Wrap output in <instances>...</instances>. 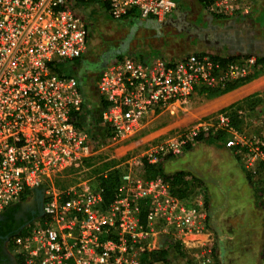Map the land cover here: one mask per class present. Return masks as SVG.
Here are the masks:
<instances>
[{"label":"built area","instance_id":"obj_1","mask_svg":"<svg viewBox=\"0 0 264 264\" xmlns=\"http://www.w3.org/2000/svg\"><path fill=\"white\" fill-rule=\"evenodd\" d=\"M90 3L116 21L137 15L158 22L167 20L178 4L0 0V217L27 193L43 191V215L12 240L10 251L19 264H145V253L164 248L168 241L183 242L207 227L203 196L192 202L182 199L169 182L147 181L132 165L129 170L116 167L121 170L119 186L110 204L105 202L100 180L109 174L92 176L97 165L87 161L103 152L72 121L84 100L77 80L67 75V66L77 64L87 50L88 28L79 11L80 4ZM214 4L228 13L241 10L244 0ZM253 64L251 59L244 67L223 68L205 53L175 62L162 57L115 58L97 83L103 103L98 125L111 131L104 141L118 144L138 137L151 117L187 105L199 88L248 76ZM230 120L228 113L219 115L211 131L234 135L228 147L246 149ZM189 136L197 135L181 133L175 145L158 155L148 154L147 161L157 164L159 155L180 153ZM256 145L253 153L264 160V144ZM65 177L71 179L59 188Z\"/></svg>","mask_w":264,"mask_h":264},{"label":"rangeland","instance_id":"obj_2","mask_svg":"<svg viewBox=\"0 0 264 264\" xmlns=\"http://www.w3.org/2000/svg\"><path fill=\"white\" fill-rule=\"evenodd\" d=\"M177 3L167 20L149 22L140 18L141 24L116 21L95 6L79 11L88 28L87 50L77 64L68 68L67 75L77 80L85 111L92 119L86 126H79L74 117L72 121L77 128L88 132L96 149H102V155L87 160L97 165L90 171L95 177L110 175L117 166L129 170L131 165L138 176L144 177V160H148V154L158 155L161 149L165 152L176 144L181 133L199 135L202 127L208 128L202 134L205 140L190 151L183 153L187 143L193 142L189 136L180 153L158 156L166 174L189 175L188 184L182 188L185 200L208 197L205 232L180 242L183 254H171L166 264H264V160L253 153L256 144H264V72L216 99L210 100L197 91L187 105L151 117L136 138L117 144L107 143L101 137L102 130L97 124L100 114L97 83L102 70L91 72L87 66L100 64L105 56L122 50L126 43L121 58L162 57L175 62L201 53L215 57L264 56V0H244L241 10L228 13L215 4L205 9L198 0H177ZM246 99L250 100L237 114L238 129L234 130L244 147L251 151L229 148L228 142L234 140V135L225 132L219 135L222 136L219 142L211 140L212 134L220 133L211 131L218 116ZM64 179L57 184L59 188L66 186L71 178ZM36 202L38 195L34 193L20 209H33Z\"/></svg>","mask_w":264,"mask_h":264},{"label":"trees","instance_id":"obj_3","mask_svg":"<svg viewBox=\"0 0 264 264\" xmlns=\"http://www.w3.org/2000/svg\"><path fill=\"white\" fill-rule=\"evenodd\" d=\"M216 0H198V2L205 8V9H209L215 2ZM81 5V6H80ZM80 10H82L83 8H86L88 6H93L90 4L88 5H83L80 4ZM140 16L137 15H131L129 17L124 18L123 22H130V23H134L139 21ZM150 20H154L153 18H150ZM121 56H117V58H121ZM214 59L219 61L223 68H226L228 64H238L241 65L242 67H244V62L253 59L254 60V64H253V73H250L248 76L240 78L239 80H236L234 82H230V83H226L223 85H220L218 87L215 88H199L198 91L205 95L208 99L212 100V99H216L219 98L221 96H224L230 92H233L235 90H237L239 87L248 84L249 82H251L253 79L257 78L262 72H264V56H259V57H250L247 55H230V56H214ZM79 62V61H78ZM77 62V63H78ZM242 62V63H241ZM68 68L73 67V66H67ZM93 72V71H91ZM71 77V76H69ZM250 99H246L244 100V102L238 103V104H234L232 106H230L229 108L225 109L223 112L228 113L230 119L232 120V126H234L235 129H238L237 126V114L240 112L242 105L244 103H248ZM99 104H100V111H102L103 108V103L99 97ZM85 105V104H84ZM86 108H84L80 113L75 114L73 117L76 121H78V125L79 126H86L89 125V123L91 122L92 116H89L87 114V112L85 111ZM76 123V122H75ZM98 124V121H97ZM101 137L103 139H108L111 137L110 134V130L109 129H101ZM221 133L224 132H220L219 134H215V135H211V133H208V135L213 136V138L211 140L217 141L219 142L222 136L219 137V135ZM202 134H205L204 132H201L199 135L195 136L192 138L193 142L187 143V145L184 147L183 149V153H186L188 151H190L193 146L201 144L205 139L202 136ZM217 136V137H216ZM144 177L147 181H156L159 179H162L166 182H169L171 184V187L173 188L174 192L176 193L177 196L181 197L182 199H184V191L182 190V188L184 186H186L188 184L187 180L189 179V175L185 174V173H175L172 175H168L164 172V169L162 168V165L160 162H158L157 164H150L148 161L144 160ZM120 175H121V170H115L114 172H112L108 178L103 179L101 182V187L104 189V197H105V202L107 204H110V202L113 200L115 192L117 187L119 186V179H120ZM29 196H32V193H27V195L24 196L22 202L10 209H8L2 216L4 217H14V215L20 210L21 208V204H23L27 198ZM206 200V205L208 203V197L205 198ZM38 216V215H37ZM36 216V217H37ZM35 217V218H36ZM26 225V223H20L17 225L16 227V232L14 233V237L18 236V235H23L24 231H23V227ZM12 246V243H11ZM10 246V247H11ZM12 248V247H11ZM182 252V244L180 242H174V241H168L166 243V246L158 251H153L150 253H145L143 256V262L145 264H155L157 262H162V263H167V259L168 256H170L171 254H183ZM17 263H20V259H16ZM153 261V262H152Z\"/></svg>","mask_w":264,"mask_h":264},{"label":"flooded vegetation","instance_id":"obj_4","mask_svg":"<svg viewBox=\"0 0 264 264\" xmlns=\"http://www.w3.org/2000/svg\"><path fill=\"white\" fill-rule=\"evenodd\" d=\"M152 22L151 20H148ZM148 22V23H149ZM96 66V65H94ZM93 66H87L89 71ZM39 203L36 202L33 209L19 210L14 217H0V264H17L16 258L10 253L16 227L20 223H29L39 214Z\"/></svg>","mask_w":264,"mask_h":264},{"label":"water","instance_id":"obj_5","mask_svg":"<svg viewBox=\"0 0 264 264\" xmlns=\"http://www.w3.org/2000/svg\"><path fill=\"white\" fill-rule=\"evenodd\" d=\"M126 47H127V43H126V45L122 46V50L108 54L107 56H105L103 58V61L100 64L93 66L90 70H92L93 72H99V71L103 70L117 56L123 55L125 53ZM35 192L38 195V203H39V209H40L38 216H42L43 215V211H42L43 191L42 190H36Z\"/></svg>","mask_w":264,"mask_h":264},{"label":"crops","instance_id":"obj_6","mask_svg":"<svg viewBox=\"0 0 264 264\" xmlns=\"http://www.w3.org/2000/svg\"><path fill=\"white\" fill-rule=\"evenodd\" d=\"M148 21V20H147ZM139 24H141V21H139ZM36 193V192H35ZM34 195V193L32 194V196Z\"/></svg>","mask_w":264,"mask_h":264}]
</instances>
